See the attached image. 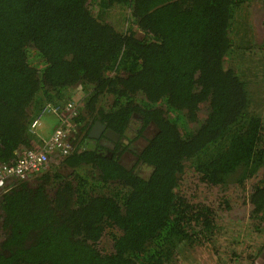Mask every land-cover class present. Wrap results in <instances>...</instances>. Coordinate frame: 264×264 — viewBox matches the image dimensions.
Here are the masks:
<instances>
[{
	"label": "trees",
	"instance_id": "obj_1",
	"mask_svg": "<svg viewBox=\"0 0 264 264\" xmlns=\"http://www.w3.org/2000/svg\"><path fill=\"white\" fill-rule=\"evenodd\" d=\"M253 1L0 0V163L42 145L30 124L47 104L78 107L69 154L0 194V264H173L186 247L213 264L258 263L262 238L252 254L220 241L234 189L251 205L244 222L264 234V108L250 89L264 80V52L253 56L264 41L250 46ZM236 50L240 71L225 65ZM95 121L144 139L133 167L119 161L123 142H91Z\"/></svg>",
	"mask_w": 264,
	"mask_h": 264
},
{
	"label": "rangeland",
	"instance_id": "obj_2",
	"mask_svg": "<svg viewBox=\"0 0 264 264\" xmlns=\"http://www.w3.org/2000/svg\"><path fill=\"white\" fill-rule=\"evenodd\" d=\"M248 7L249 8H248L247 14L245 13V21L247 25H249V30H247V33L251 41L250 46L255 45L256 47H258V44H261L262 41H264V0L253 1V4L249 5ZM237 15H239V12ZM237 15H236L237 26H236V29H234V31L232 32L231 36L236 41L235 43L240 45L239 44L240 42L244 44V41L242 40V38L246 32L245 31L246 28L241 27V23H240L239 18H237ZM121 17H123L122 14L115 16V21L119 23V19ZM253 51L256 52V53H253V56H256L257 54L264 52V51L254 50V49ZM239 57L240 56L238 55V50H236L234 53L229 55L228 59H226L225 61L226 67L233 66L235 69L237 70L239 69L240 71L241 67H245V66H244L243 59L240 60L241 57L240 58ZM241 61H242V65H241ZM250 89L252 90V93H253L252 96H254L253 107L258 108L259 110H262L264 108V80L258 77L255 80H252V82L250 83ZM76 90H74V92H77ZM258 95H260V98ZM74 97L76 99V94ZM204 115H205L204 113H201L200 119L204 118ZM56 122H57V118L54 114H51V113L44 114L43 116L40 117V124L36 128V133L40 134V136L41 135L44 136L43 137L44 139L47 138V136H49L52 129L54 128ZM70 134L72 137L73 131ZM139 140L140 138L132 142L138 143ZM52 158H55V157H52ZM50 164L51 162L49 160L48 168L50 167ZM148 172L150 171L147 169L145 170L144 174H147ZM188 172L189 171H187V173ZM187 173H186V176H187ZM261 174L262 173H260V176ZM35 176L37 175L30 174L25 179L31 180ZM250 185H251L250 183H247V188ZM188 188H191L192 190H194V195L196 199L208 197L207 196L208 190L207 188H204L203 185L198 186V184H196V188L194 189V185L189 184ZM229 190L233 193L231 189ZM234 191H235V197H231L232 198L231 203L234 205V208L232 209V213L230 214V216L227 215L229 216V218L225 217L224 219V222L229 223L232 226V228L227 229L228 233L223 235L220 241L224 240V243L228 244L229 247H242V250L243 251L245 250L246 254H249V253L252 254L257 249V245L255 243L259 242L261 238L263 239L264 234L262 235L260 234V232H258V234L255 233L252 230V228L248 226L247 222H244V220L246 221L250 215L251 205L249 202H246L243 200L246 197L242 196L241 189L240 191L234 189ZM237 238L239 239L242 238V240H238ZM238 241L239 242L243 241V245L237 243ZM250 242H252L253 244H251ZM261 243L262 244H259L258 247L259 246L264 247V241ZM99 245L107 251L110 250L111 244H110V239L108 238V236L103 237ZM263 253L257 260L258 264H261L262 262H264ZM224 259L226 260L224 255H222V261H221L222 263L224 262ZM248 261L249 259L245 255V258L243 259L242 264H247ZM173 264H213V262H212L211 255L206 253V250L202 248L186 247L182 249L181 251H178L177 258L175 259V262Z\"/></svg>",
	"mask_w": 264,
	"mask_h": 264
},
{
	"label": "built area",
	"instance_id": "obj_3",
	"mask_svg": "<svg viewBox=\"0 0 264 264\" xmlns=\"http://www.w3.org/2000/svg\"><path fill=\"white\" fill-rule=\"evenodd\" d=\"M48 113L57 117V124L49 136L43 139L40 148L24 149L11 163H0V194L13 179L24 180L30 174L38 175L48 170L52 157L61 159L71 151L70 133L73 129L69 130L67 124L78 114L77 104L73 100L64 104H47L30 124L33 133H36V128L40 124V117Z\"/></svg>",
	"mask_w": 264,
	"mask_h": 264
},
{
	"label": "flooded vegetation",
	"instance_id": "obj_4",
	"mask_svg": "<svg viewBox=\"0 0 264 264\" xmlns=\"http://www.w3.org/2000/svg\"><path fill=\"white\" fill-rule=\"evenodd\" d=\"M154 133L155 132H153V129H150L149 132H147L146 136L151 137L154 135ZM102 135L104 136V134H101L97 138H95L98 142H96L95 140H91V142L102 144V145L108 146L109 148H113L115 143L123 142V145H126L127 147L123 149V146H121L123 149V153L121 154L119 161L123 163L127 168L133 167L136 164L137 153H139L142 144L145 143L143 138H140L138 143H134V142H129L126 138L121 137V136L118 140H115L108 136H104L105 138L103 137L101 138ZM106 137L109 140L106 139ZM263 241H264V238L261 239V242ZM261 242L260 244H262Z\"/></svg>",
	"mask_w": 264,
	"mask_h": 264
},
{
	"label": "water",
	"instance_id": "obj_5",
	"mask_svg": "<svg viewBox=\"0 0 264 264\" xmlns=\"http://www.w3.org/2000/svg\"><path fill=\"white\" fill-rule=\"evenodd\" d=\"M104 134V136L111 137L115 140L120 138V134L112 130L111 128H107L104 124L99 121H95L93 126L90 129L89 136L93 138H97L99 135ZM262 262L261 264H263ZM258 264V263H257Z\"/></svg>",
	"mask_w": 264,
	"mask_h": 264
},
{
	"label": "crops",
	"instance_id": "obj_6",
	"mask_svg": "<svg viewBox=\"0 0 264 264\" xmlns=\"http://www.w3.org/2000/svg\"><path fill=\"white\" fill-rule=\"evenodd\" d=\"M40 135V134H39ZM42 136V135H41Z\"/></svg>",
	"mask_w": 264,
	"mask_h": 264
}]
</instances>
